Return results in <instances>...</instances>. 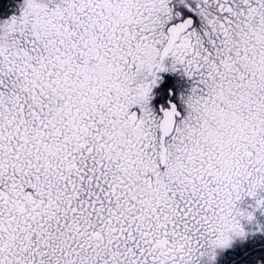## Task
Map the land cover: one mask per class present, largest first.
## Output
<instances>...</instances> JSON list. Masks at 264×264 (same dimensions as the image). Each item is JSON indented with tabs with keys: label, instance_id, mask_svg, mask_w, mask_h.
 Masks as SVG:
<instances>
[{
	"label": "snow or ice",
	"instance_id": "1",
	"mask_svg": "<svg viewBox=\"0 0 264 264\" xmlns=\"http://www.w3.org/2000/svg\"><path fill=\"white\" fill-rule=\"evenodd\" d=\"M261 193L264 0L0 20V264H213Z\"/></svg>",
	"mask_w": 264,
	"mask_h": 264
},
{
	"label": "rangeland",
	"instance_id": "2",
	"mask_svg": "<svg viewBox=\"0 0 264 264\" xmlns=\"http://www.w3.org/2000/svg\"><path fill=\"white\" fill-rule=\"evenodd\" d=\"M15 7V6H14ZM19 10L17 8H13V11H9V15L0 16V20L11 17L14 14H18ZM264 195V193H261ZM239 208L252 211L254 214V218L252 221H248L247 219H243L242 223L245 227V235L244 236H235L230 244L223 248H218L216 250L215 260L213 264H229L236 255H239L242 251H247L256 245L260 246L264 245V209H259L255 207V199L251 197H246V199H242L237 205ZM252 253V252H251ZM245 254L240 259V264H264V260H262L261 256L256 254L253 255ZM204 264H207V260L204 261Z\"/></svg>",
	"mask_w": 264,
	"mask_h": 264
},
{
	"label": "trees",
	"instance_id": "3",
	"mask_svg": "<svg viewBox=\"0 0 264 264\" xmlns=\"http://www.w3.org/2000/svg\"><path fill=\"white\" fill-rule=\"evenodd\" d=\"M20 4H21V0H0V16H3V14L8 16L9 11L10 10L13 11V8L14 9L17 8L18 10H20ZM246 197L247 196L243 197L242 199H246ZM240 201H237V205L239 204ZM250 253H251V255L256 254L258 256H261L262 260H264V245L263 244H261L260 246L256 245L255 247H252L251 249H248L245 252L242 251L239 255H236V257H234L231 262L235 263V264H240L244 260L242 262H240L239 258H242L245 254L250 255Z\"/></svg>",
	"mask_w": 264,
	"mask_h": 264
},
{
	"label": "flooded vegetation",
	"instance_id": "4",
	"mask_svg": "<svg viewBox=\"0 0 264 264\" xmlns=\"http://www.w3.org/2000/svg\"><path fill=\"white\" fill-rule=\"evenodd\" d=\"M229 264H235V263L230 262Z\"/></svg>",
	"mask_w": 264,
	"mask_h": 264
}]
</instances>
